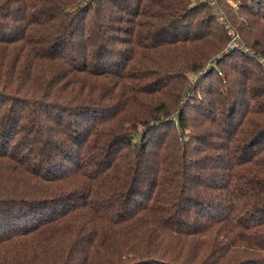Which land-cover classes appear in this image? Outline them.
<instances>
[{
	"label": "trees",
	"instance_id": "obj_1",
	"mask_svg": "<svg viewBox=\"0 0 264 264\" xmlns=\"http://www.w3.org/2000/svg\"><path fill=\"white\" fill-rule=\"evenodd\" d=\"M234 1L0 0V264H264V1Z\"/></svg>",
	"mask_w": 264,
	"mask_h": 264
},
{
	"label": "rangeland",
	"instance_id": "obj_2",
	"mask_svg": "<svg viewBox=\"0 0 264 264\" xmlns=\"http://www.w3.org/2000/svg\"><path fill=\"white\" fill-rule=\"evenodd\" d=\"M264 1V0H263ZM213 8H212V14L215 16V18L217 19V21L220 22L219 17L222 18V22L221 23H226V18L225 15L223 13V11L220 9L219 4L217 3V0H213ZM225 2L231 7V9L233 10V12L237 13V5L236 2L234 0H225ZM210 7L212 5H209ZM228 26V23H227ZM231 34L230 37V41L228 42V44L225 46V52L223 53V55H219L217 58L220 60L224 55L228 54V51H234V50H238L239 48L242 49V54L245 56H250L251 54H253V52H251V50L247 47H244L241 38L239 37V35H237L236 33H234V31L230 30L229 32ZM234 44L236 46H234ZM261 59L264 60L263 57H260ZM256 63H258V58L256 59ZM213 63V62H212ZM209 64V66H211V64ZM260 64V63H259ZM260 66L262 67V69L264 70V67L260 64Z\"/></svg>",
	"mask_w": 264,
	"mask_h": 264
},
{
	"label": "built area",
	"instance_id": "obj_3",
	"mask_svg": "<svg viewBox=\"0 0 264 264\" xmlns=\"http://www.w3.org/2000/svg\"><path fill=\"white\" fill-rule=\"evenodd\" d=\"M210 1H213V0H210ZM210 5H212L211 7H213V2H211ZM219 19H220V22L223 21L221 17H219ZM234 46H236V45L234 44ZM239 50H242V49L239 48ZM258 62L264 67V60L263 59L258 58Z\"/></svg>",
	"mask_w": 264,
	"mask_h": 264
}]
</instances>
